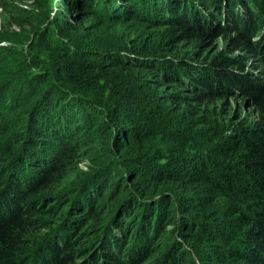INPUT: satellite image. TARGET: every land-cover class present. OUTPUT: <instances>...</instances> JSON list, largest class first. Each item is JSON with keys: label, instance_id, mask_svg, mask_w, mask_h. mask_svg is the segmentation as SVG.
<instances>
[{"label": "trees", "instance_id": "obj_1", "mask_svg": "<svg viewBox=\"0 0 264 264\" xmlns=\"http://www.w3.org/2000/svg\"><path fill=\"white\" fill-rule=\"evenodd\" d=\"M238 51L264 63V0H0V264H264ZM234 92L252 122L209 112Z\"/></svg>", "mask_w": 264, "mask_h": 264}, {"label": "rangeland", "instance_id": "obj_2", "mask_svg": "<svg viewBox=\"0 0 264 264\" xmlns=\"http://www.w3.org/2000/svg\"><path fill=\"white\" fill-rule=\"evenodd\" d=\"M239 12V10H237ZM217 17V15H214V18ZM224 15L222 14V18L217 20L218 24L223 26V23L226 19H224ZM213 18V19H214ZM216 33L218 34H224L220 31L216 30ZM225 41L223 39H216V38H210L207 40L203 48L200 50V55L197 57L198 60H202L206 63H209L210 60L218 54L221 50L225 49ZM185 48H188V43L184 45ZM233 57H240L241 58V66L243 67L242 70L240 69V72H243L244 75L248 76V78L253 80H258L259 82L264 83V63L262 61V57L260 56H253L249 55L248 53H244L242 51H238L233 54ZM236 70V69H235ZM186 87V86H185ZM209 101V112H214V114H223L219 119V122L223 121V124H230L232 122H236L239 120H245L248 122H252L254 120V113L249 105V103L242 99L237 92L229 93L228 96H221L219 94H216L213 97H210ZM91 142L86 141L81 145L80 147V161L81 164L79 165V168L82 170H86V163L83 161L88 162L87 155L89 154V151L91 150L90 147ZM79 161V162H80ZM171 228L167 227L166 232L170 231ZM45 233V231H40V234L38 237L42 236ZM133 234V233H132ZM132 234L130 233L129 236ZM161 234L163 235L164 232L160 233L159 231L154 234L152 238V249L157 248L158 244L160 242V239L162 238ZM128 242L132 244V238L129 237ZM155 242V243H154ZM82 244H85L84 239L82 241ZM159 249V248H158Z\"/></svg>", "mask_w": 264, "mask_h": 264}]
</instances>
